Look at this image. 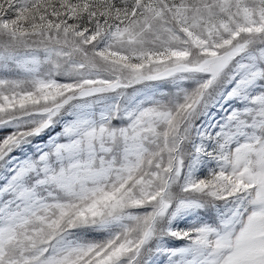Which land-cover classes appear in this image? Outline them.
I'll list each match as a JSON object with an SVG mask.
<instances>
[{
	"label": "snow or ice",
	"instance_id": "1",
	"mask_svg": "<svg viewBox=\"0 0 264 264\" xmlns=\"http://www.w3.org/2000/svg\"><path fill=\"white\" fill-rule=\"evenodd\" d=\"M0 264H264V0H0Z\"/></svg>",
	"mask_w": 264,
	"mask_h": 264
}]
</instances>
